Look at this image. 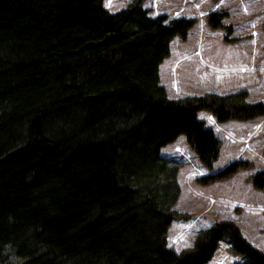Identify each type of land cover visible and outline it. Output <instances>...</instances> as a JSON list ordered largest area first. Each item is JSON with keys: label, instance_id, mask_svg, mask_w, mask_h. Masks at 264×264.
Masks as SVG:
<instances>
[{"label": "trees", "instance_id": "16d2710c", "mask_svg": "<svg viewBox=\"0 0 264 264\" xmlns=\"http://www.w3.org/2000/svg\"><path fill=\"white\" fill-rule=\"evenodd\" d=\"M144 1L110 12L104 0H0V264H207L220 242L234 264H264L231 221L190 249L167 244L189 217L174 209L179 164L161 149L184 135L212 170L222 143L199 112L245 121L264 102L245 90L169 98L159 67L195 20L152 17ZM252 184L264 191V170Z\"/></svg>", "mask_w": 264, "mask_h": 264}, {"label": "rangeland", "instance_id": "374dc122", "mask_svg": "<svg viewBox=\"0 0 264 264\" xmlns=\"http://www.w3.org/2000/svg\"><path fill=\"white\" fill-rule=\"evenodd\" d=\"M133 0H104L110 12L126 8ZM149 15L194 19L185 39L175 37L170 55L159 67L160 84L169 98L206 93L227 95L247 91V101L264 102V0H145ZM212 13L221 15V26L209 24ZM221 140L219 158L208 170L188 146L186 137L161 149L164 157L179 164L180 195L174 206L188 219L172 222L167 244L176 252L193 247L198 234L218 221H231L254 246L264 251V191L252 178L264 170V116L251 120L218 122L200 111ZM234 161L245 165L228 177L202 184L201 177L223 171ZM241 258L220 242L207 264H234Z\"/></svg>", "mask_w": 264, "mask_h": 264}, {"label": "snow or ice", "instance_id": "6c2138e0", "mask_svg": "<svg viewBox=\"0 0 264 264\" xmlns=\"http://www.w3.org/2000/svg\"><path fill=\"white\" fill-rule=\"evenodd\" d=\"M109 2H110V0H109Z\"/></svg>", "mask_w": 264, "mask_h": 264}]
</instances>
